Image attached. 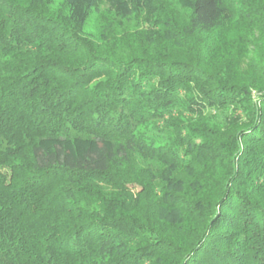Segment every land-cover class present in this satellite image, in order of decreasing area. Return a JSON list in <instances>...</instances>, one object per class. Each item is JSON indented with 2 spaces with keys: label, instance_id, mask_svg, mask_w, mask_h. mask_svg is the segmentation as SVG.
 Here are the masks:
<instances>
[{
  "label": "trees",
  "instance_id": "trees-1",
  "mask_svg": "<svg viewBox=\"0 0 264 264\" xmlns=\"http://www.w3.org/2000/svg\"><path fill=\"white\" fill-rule=\"evenodd\" d=\"M177 1L0 0V264H264V0Z\"/></svg>",
  "mask_w": 264,
  "mask_h": 264
},
{
  "label": "rangeland",
  "instance_id": "rangeland-1",
  "mask_svg": "<svg viewBox=\"0 0 264 264\" xmlns=\"http://www.w3.org/2000/svg\"><path fill=\"white\" fill-rule=\"evenodd\" d=\"M159 1L162 4L167 5L173 13H176L180 17L186 16L188 14L187 11L177 0H159ZM105 11H106V6L100 4L95 10H92L90 12L89 19L85 26V31L87 33H92V34L96 33V21L99 16L106 14ZM117 22L118 24L121 25L120 26L121 28L116 25V31H119L121 29H124L123 31H134L139 25L140 20L136 17H132L124 21L116 20V24Z\"/></svg>",
  "mask_w": 264,
  "mask_h": 264
}]
</instances>
